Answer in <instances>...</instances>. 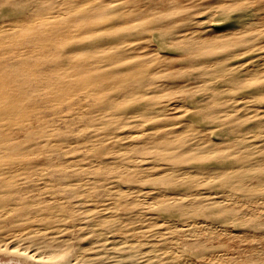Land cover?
<instances>
[{
    "label": "bare ground",
    "instance_id": "6f19581e",
    "mask_svg": "<svg viewBox=\"0 0 264 264\" xmlns=\"http://www.w3.org/2000/svg\"><path fill=\"white\" fill-rule=\"evenodd\" d=\"M73 1L32 0L29 11L0 21V243L58 264L240 262L230 242L264 240V74L219 56L255 45L233 39L235 29L221 37L186 26L180 35L182 25L164 14L132 23L129 3L119 13L113 1ZM146 2L139 15L153 7ZM33 18L41 20L30 25ZM62 20L74 31L57 30ZM31 54L47 57L45 96L68 100L62 123L90 127L105 143L98 158L70 156L93 145L68 148L31 132L35 110L17 100V83L1 82L6 67ZM244 92L259 105L245 103ZM95 167L123 175L99 203L89 199L99 186L85 177ZM18 176L40 183V209L19 206ZM254 258L264 264V245Z\"/></svg>",
    "mask_w": 264,
    "mask_h": 264
},
{
    "label": "rangeland",
    "instance_id": "374dc122",
    "mask_svg": "<svg viewBox=\"0 0 264 264\" xmlns=\"http://www.w3.org/2000/svg\"><path fill=\"white\" fill-rule=\"evenodd\" d=\"M30 1L32 0H1L0 21L16 18L24 11H29L31 8L29 4ZM53 1L58 6L62 3V0ZM75 1L76 0H74L73 2ZM91 1L93 0H89L86 3H89ZM109 1H113V6L120 10L119 13H123L124 10L126 11V8L122 4L129 3L132 6L131 16L133 17V20L134 18L136 19L132 23H145L148 18L155 19L158 18L160 14L167 15V17H171L168 18V22L172 20L176 22L175 24H177L178 22V25H182L179 30L181 31L179 33L180 35L184 33L183 30H185L186 26H190V28L193 29L192 31L197 30L198 27H201L202 29L205 28L204 31L208 33L212 32L215 34L216 32H219V35L221 37L229 36L231 34L230 29H235V33L231 35L233 39L244 40L245 42H249V44L250 42H252L255 46L252 47V49H250L249 47V49L245 50H240L239 48H237L240 53L239 55L235 54V58H233V55L224 53L219 56V59L224 63L228 61H239V64H243V69L251 65H256V67L253 69L258 70L262 74H264V0H241L239 2H236L237 0H152L153 7L147 9L144 13V16L139 15L140 9L138 7L146 5V0ZM134 1L140 2L139 4L135 5L132 3ZM221 1H224L225 3L223 4V9L219 10L218 8L219 5H221ZM237 3L240 4L241 9L232 8L233 5H236ZM119 7H121V9ZM62 8H65V6L62 5ZM137 16L141 17L137 18ZM33 19L34 21H31L30 25H37L41 20L40 18ZM61 19L68 20L69 18ZM110 22L112 23L114 21L110 20ZM58 25L59 26H57V30L62 32V29L65 34H70L74 31L73 27L68 28L69 26H63V20ZM250 27H254L256 29L249 31V33H246L244 30ZM237 29H241L242 31ZM93 34L95 33L93 32ZM156 45H159L158 41L156 42ZM159 46L164 52H168V55H176L180 53L179 51L168 49V47L165 48V46ZM46 58L43 54H38L36 56L33 55L32 58H26L27 63L25 64L21 65L14 63V65L6 67V69H9L6 76H8L9 78L7 79L5 76H2L1 82L4 85L9 83H17V86L15 87L17 100L21 105L31 108L33 107V109L35 110L34 113L29 115V119L31 120L29 128L31 129V132L36 135L39 141L43 142L44 140H48L50 144H57L68 148H77L78 143L85 144V146L90 144V146L93 145V148L90 152L87 153L86 150L76 149L70 156L79 157L81 155H84L86 157V161L88 159H91L94 155L95 159L98 158V156L102 155L103 153V151H100V148H102L103 150L105 147V143L99 140L97 141L95 135L93 134L92 128L84 127L78 129L77 126H73L74 128H69L62 123L63 121L62 119H60V117H62L64 114L60 113V108L63 106V104H67L68 100L66 99V97H62L61 95H52L51 98H47V96H45L44 86L47 85L44 76V72L47 67ZM12 61L16 62L15 59H13ZM240 96L241 98L243 97L242 99L249 105H259V102H256L254 99L250 98L249 92H244L240 94ZM64 98L67 101L63 100ZM178 102L179 101L177 100L176 103ZM186 104L189 106H194V104L190 102H186L185 105ZM76 107V104L72 105L73 110H75ZM184 109V107L178 109L176 108L175 114L177 116L183 115L182 112L184 111ZM177 111L178 113H176ZM67 118L72 119L73 116L69 115ZM102 126L105 127V123H103ZM110 128L111 127H109V129ZM79 133H82V135H79ZM81 136L83 137L81 138ZM95 139L96 143L93 144ZM87 173L88 174L85 175L86 179H94L95 181H93V183L99 186L91 187L92 196L89 198L93 201H96L97 203H99L102 199H106L107 187L112 188L117 184L113 181L118 178L121 179L123 177L119 168L113 171H107L103 169V167H101L100 172H98L97 168L95 167L94 170H90ZM68 179L72 182L75 180L73 177H69ZM17 180H19L17 182V186L19 187L17 188L18 192L16 194V201L19 206H25V212L28 213H32V211L40 209L44 202V196L47 197L46 194H43L40 197L36 196L37 192L41 190L40 183L24 182V179L21 176H18ZM49 182L54 186L57 185V182H54V179H51ZM65 182H67V180ZM65 195L69 197L73 196L74 194L70 191H67V194ZM21 217L22 215L20 216V218ZM28 217H32V215H29L22 220ZM15 219H18V217L16 216ZM237 229L248 230L249 232L253 233L260 232L259 229L256 228L248 229L245 227H237ZM262 242H264V240L261 242L232 241L229 243L232 247L230 246L228 250L236 257H241L240 262L238 260L236 264H258L254 258V255L256 253V249L260 248L261 245H264ZM2 245L3 243H0V264H58L46 261H31L17 253L15 251V247L12 246V243H6L3 246Z\"/></svg>",
    "mask_w": 264,
    "mask_h": 264
}]
</instances>
